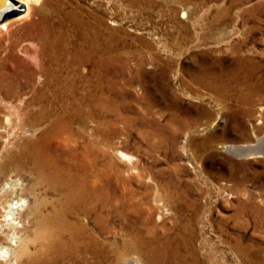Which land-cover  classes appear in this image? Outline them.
I'll return each instance as SVG.
<instances>
[{
	"label": "rangeland",
	"instance_id": "374dc122",
	"mask_svg": "<svg viewBox=\"0 0 264 264\" xmlns=\"http://www.w3.org/2000/svg\"><path fill=\"white\" fill-rule=\"evenodd\" d=\"M0 5L11 15L0 27V185H22L25 211L51 213L62 196L39 183L30 162H9L5 154L49 122H31L45 107L38 96L57 112L73 111L79 100L73 128L80 134L63 150L71 168L91 165L97 175L86 184L102 190L93 197L97 220L79 215L88 264L96 257L87 234L104 249L103 264H146L139 248L153 247L187 264H264V155L225 148L264 135V0H41L18 18L24 6ZM84 40L98 44L97 60L112 57L102 90L89 85L98 80L89 62L70 61ZM24 44L31 55L19 50ZM237 56L247 58L241 69ZM236 68V99L198 83ZM56 76L78 85L58 88ZM22 216L11 256L0 264H30L40 247L37 227Z\"/></svg>",
	"mask_w": 264,
	"mask_h": 264
},
{
	"label": "bare ground",
	"instance_id": "6f19581e",
	"mask_svg": "<svg viewBox=\"0 0 264 264\" xmlns=\"http://www.w3.org/2000/svg\"><path fill=\"white\" fill-rule=\"evenodd\" d=\"M13 1L16 2V5L19 6V8H21V5L26 8V12L17 16L18 18L28 13L30 4L37 5L41 0H4L7 5H10ZM0 2L3 3V0H0ZM7 11L8 10L2 15V10L0 9V27L6 26L9 21L6 20V18L11 15H6V13H8ZM223 13L224 11L219 14L216 20H218L219 17L221 18ZM46 30V28L39 29L40 35L45 34ZM230 32H232V30ZM222 33H225V31L223 30ZM81 35H84L83 31L81 32ZM84 43L85 46L79 48L71 57L70 61L77 65H79V63L89 62L93 68L92 73L98 75V80L91 81L89 85L92 89L102 90L104 85L108 84L111 79L110 67L112 64V57L106 56L103 59L97 60L95 54L97 53L98 44L88 40H84ZM240 47L241 45L239 42L234 44L231 48V54L238 52ZM19 50L25 55H31L29 44L20 46ZM234 60V64L236 66L239 65L238 68L241 69V64H244V61H247V58L244 56H237ZM238 68H236L237 71L230 70L222 74L210 76L205 74V76L197 78V80L198 83L205 85L209 90L211 89L215 91L220 97H229L230 95L235 96L236 89L232 88V85L238 81ZM57 71H59V69H57ZM52 72V69H47V75H51ZM161 74L162 78H164V71ZM208 78H210V80ZM54 80V83L58 88L69 89L75 88V86L77 87L78 85V81H62L58 76H56ZM38 99L45 103V107L41 113L33 116L31 122L36 125L42 124L46 121L49 122L41 129H38L39 134L35 138H26L22 140L18 151H7L5 158L9 162L19 164L30 162L32 168L38 175L39 183L43 185L45 184L49 190L59 193L60 197L62 196V200L59 207L55 208V206H53L54 208L51 210V213L42 214L36 208H29V210L27 209V211H25L26 209L23 208L24 201L22 197H20L22 185L12 179L3 182L0 185V201L4 200L3 203L0 202V238L5 240V242L0 243V257L5 258L11 256L10 248L15 244L16 236L22 229L20 224L21 217H23L22 215H25V217L29 219V223H33L37 227L33 243L37 242L40 245L35 251L30 264H88V260L80 255L82 249L80 238L84 227L79 221V215L92 216V214H94L93 218H95V221L97 220L98 215L95 213L96 208L93 203V197L94 192H102V190L98 186L86 184V178L90 176L91 178L96 177L95 175H97L91 165L88 168L83 166H80V169L71 168V166L66 164V157L68 154L63 150V148L67 147L74 139H77L80 134L78 130L73 128V124L80 123L79 116L81 114L77 102L79 100H75L73 109L71 107L73 111L69 112L67 109H62L65 111L57 112L53 110V108H50L52 101L48 99L46 95L38 96ZM238 99L240 100L239 97ZM242 99L245 101L246 96L242 97ZM61 106L67 108L66 104H61ZM95 144L94 137H91L88 142L90 155L94 153L93 148ZM225 148L233 153L243 152L251 157L257 154L264 155V135L257 137L256 143L249 145L225 146ZM0 149L2 151L3 147ZM119 156L127 160L132 159L131 156L122 152H120ZM92 184L94 183L92 182ZM98 189L99 191H97ZM87 238L86 248L96 257V260L92 264H103L104 257L106 256L104 249L96 246V237L93 234H87ZM163 248H139V252L145 255L147 259L146 264H170L171 261H174L176 264H187L178 255ZM116 264L138 263L132 259H127L124 261L118 260Z\"/></svg>",
	"mask_w": 264,
	"mask_h": 264
}]
</instances>
